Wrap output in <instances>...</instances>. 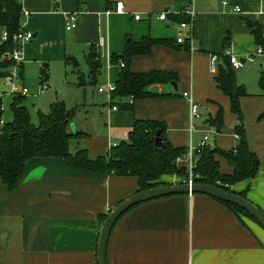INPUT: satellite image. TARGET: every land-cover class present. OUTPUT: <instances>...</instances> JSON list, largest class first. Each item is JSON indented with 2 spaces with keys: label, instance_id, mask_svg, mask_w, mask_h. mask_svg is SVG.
<instances>
[{
  "label": "crops",
  "instance_id": "obj_1",
  "mask_svg": "<svg viewBox=\"0 0 264 264\" xmlns=\"http://www.w3.org/2000/svg\"><path fill=\"white\" fill-rule=\"evenodd\" d=\"M116 1L20 0L29 11L28 16L22 14V26L34 35L22 47L23 71L27 64L44 61L68 64L67 55H83L86 61L95 45L104 81L115 84L121 67L111 58L122 53L128 37L136 42L144 37L167 41L153 46L149 54L133 56L131 70L171 72L176 80L150 85L148 90L157 96L132 100V109L131 97H124L123 107L104 100L100 112L106 115L105 127L80 130L87 134L79 140L89 156L107 155L111 146L128 138L135 120L165 124V138L175 147L196 149L205 136L211 146L235 147L238 117L230 97L218 87L212 59L230 51L244 60L256 50L257 26L264 37V0H194L197 15L188 29L180 22L188 20L182 12L190 0H122L126 12L107 15ZM236 6L241 13L232 10ZM76 11L77 27L67 31L65 14ZM163 11L169 12L167 20L158 18ZM182 36L185 41L178 43ZM100 39L103 46H98ZM236 76L239 84L247 85L237 70ZM184 92L198 104L199 115L191 117ZM247 93L240 105L244 119L250 117L255 124V135L247 125V138L261 167L254 178L231 189H248L247 198L264 210V99L249 108ZM221 109L224 125L216 131L212 121ZM217 158L222 172H233L226 158ZM161 180L178 183L181 177L165 175ZM139 189L136 176L76 171L60 157L29 159L14 191L0 180V264H98L100 216ZM107 256L108 264H264V228L207 194L170 195L126 212L112 230Z\"/></svg>",
  "mask_w": 264,
  "mask_h": 264
},
{
  "label": "trees",
  "instance_id": "obj_2",
  "mask_svg": "<svg viewBox=\"0 0 264 264\" xmlns=\"http://www.w3.org/2000/svg\"><path fill=\"white\" fill-rule=\"evenodd\" d=\"M251 24L253 26V23ZM3 30L9 33V38L6 41L1 40ZM23 30L25 28L22 26L20 0H0V58L4 52L12 51L16 47L12 36ZM254 34L257 44L264 45V37L260 27L257 26L254 29ZM160 42L166 43L167 41L144 37L141 41L136 42L128 37L122 53L112 55V62L117 63L122 59L125 63L124 67H121L115 82L116 90L112 94V103L123 107L125 106L124 97H131L133 101L140 98L155 97L157 94L148 90L150 85L176 80L175 74L171 72H133L131 70L133 56L149 54L152 47ZM219 61L221 64H218L216 81L218 87L230 97L232 111L238 117L234 126L238 143L229 150L209 144L196 148L194 150L192 179L195 183H208L235 192L231 186L254 178L260 170L261 160L250 149L240 105V98L248 94L247 89L238 83L236 70L232 68L229 58L220 53ZM86 63L89 67V80H86V76L81 74L78 83L80 86L89 83L97 84L101 74L102 60L95 45L86 54ZM14 64V61H2L0 59V79L9 72ZM18 69L22 75V63ZM2 70L4 71L2 72ZM41 71V80L44 82L48 73L45 72V69ZM259 85L264 93V65L261 69ZM24 99L25 96L23 95H14L10 104L13 119L9 122L3 121V110H0V180L5 184L8 191H14L18 187L24 176L26 162L33 157H60L64 159L67 167L92 174L136 176L140 185L138 191L169 184L161 180L165 175L180 176L181 181L178 183L188 182L190 178L188 167L177 163V158L186 154L189 148L172 145L165 138L166 126L163 123L153 120H135L127 139L111 146L107 155L92 159L87 148H80L74 153L70 151L72 139H80L87 135L80 130H71L76 108L69 109L64 101H55L47 113L38 112L39 121L36 124L32 121L27 106L23 104ZM1 106L2 98H0ZM128 107L132 109L133 102ZM262 117H264V113ZM212 124L218 131L221 130L224 125L222 109ZM158 130L161 131L162 147H156L154 144ZM218 156L226 158L229 164L234 167L232 173L221 171ZM247 191L248 189L235 193L247 198ZM213 198L227 205L238 216H247L256 221L239 206ZM106 216H100L101 222Z\"/></svg>",
  "mask_w": 264,
  "mask_h": 264
},
{
  "label": "rangeland",
  "instance_id": "obj_3",
  "mask_svg": "<svg viewBox=\"0 0 264 264\" xmlns=\"http://www.w3.org/2000/svg\"><path fill=\"white\" fill-rule=\"evenodd\" d=\"M255 51L253 53H255ZM68 56L69 55H67V57ZM76 59L79 62L77 67H74L71 61L68 62V64H65V62L58 63L52 61L50 63L49 61H44L38 64L25 65L22 84L29 89V94L25 95L23 104L27 106L34 123L37 124L39 121V111L47 113L53 102L62 100L69 109L76 108V115L72 122L76 130L87 131L97 129L101 131L105 127L106 115L101 114L100 108L101 105L103 106L105 103L104 100L107 103L108 99H106V93L101 94L98 91V88L102 84H106L104 77L102 74L99 75L98 82L95 85L90 83L84 86L78 85L79 76L81 74H84L86 76V80H89V67L86 64L83 55L79 58L76 57ZM263 62L264 59L257 56L254 62H249L237 70V73H240L242 78L241 80L246 82L247 90L249 94H251L248 100V102H250L249 108L250 106L252 107L253 103H259L262 101L261 99H264V93L259 85ZM44 64H48V67H44ZM42 69H45V72L48 73L45 81L49 85V88L44 91H41L43 85L41 80ZM238 82L241 83L242 81L238 79ZM0 92H6V94L2 97V119L4 122H9L13 119L10 104L14 95L9 93V87L4 85L3 79H0ZM244 123L246 127L248 125L249 128H251L253 135L257 133L255 124L252 126L250 117H246L244 119ZM71 130L74 131L72 126ZM215 130L217 131V129ZM225 131L227 133L228 130ZM212 135L215 139V133ZM80 148H85L84 143L79 139H72L70 142V151L74 153ZM226 168V166H223V169Z\"/></svg>",
  "mask_w": 264,
  "mask_h": 264
},
{
  "label": "built area",
  "instance_id": "obj_4",
  "mask_svg": "<svg viewBox=\"0 0 264 264\" xmlns=\"http://www.w3.org/2000/svg\"><path fill=\"white\" fill-rule=\"evenodd\" d=\"M227 1H224V4H226ZM234 12L237 13H241L242 9L239 6H236L234 9H232ZM111 12H115V13H125L126 12V8H125V4L122 0H118L115 2L114 7L110 8L106 14L109 15ZM22 14L25 16L29 15V11L22 8ZM182 15L188 16V20L187 21H182L180 22V27L182 29H188L192 27V23L194 22V19L197 15L196 9H195V5H194V0H190L188 5L186 6V9L182 12ZM169 16V12L168 11H163L158 15V18L161 20H167ZM134 18L136 20L141 19V15L140 14H135ZM64 21H65V28L67 31L73 30L77 27L78 24V12H70V13H66L65 17H64ZM9 38V33L6 30H3L1 32V40L2 41H6ZM34 38V35L32 32L27 31V30H23L21 32H18L16 34H14L12 36V40L16 43V47L12 50V51H6L1 55V60L2 61H14L15 64L9 69V72L2 78L4 80V85L9 87V93L16 95V94H20V95H27L29 94V89L22 84L23 79L22 76L19 72V65L22 63V47L25 43L31 41ZM184 36L179 37L177 39L178 43H183L185 41ZM104 41L103 39H100L98 41V46H103ZM224 56L228 57L231 63V66L233 69L238 70L240 68H242L244 65H246L249 62H254L255 58L257 56L262 57L264 59V45H258V47L256 48L255 53L253 54H249L244 61L239 58L238 56L230 53V51H226L223 53ZM219 61V57L218 56H214L212 59V65H211V71L215 74H217L218 71V64L217 62ZM118 64L120 65V67H124L125 63L122 59H120L118 61ZM49 88V85L46 83V81L43 82L41 91H44L46 89ZM116 90V85L113 83H107L103 86H100L98 88V91L100 93H106L107 94V99H108V105H111L112 101H113V97L112 94L113 92ZM6 94V92H0V98H2L4 95ZM183 96L185 98L188 99L189 101V107H190V115L191 117L197 116L199 115V107L198 104L193 100L192 95L189 92H184ZM131 102H132V98H131ZM0 110H3V107H0ZM3 123V121H2ZM209 137L205 136L204 139L202 140L201 144L199 145L198 148L204 146L207 144ZM194 148L190 147L188 149V152L186 154H184L181 157L177 158V163L180 164L182 162H186L185 166L188 167L189 171H190V178L188 180V182L192 183L193 179H192V169L194 167Z\"/></svg>",
  "mask_w": 264,
  "mask_h": 264
},
{
  "label": "water",
  "instance_id": "obj_5",
  "mask_svg": "<svg viewBox=\"0 0 264 264\" xmlns=\"http://www.w3.org/2000/svg\"><path fill=\"white\" fill-rule=\"evenodd\" d=\"M68 60L73 63L74 67H77L79 65L78 60L74 56H68ZM3 71L4 70H2V72ZM71 126L74 131H76L75 126L73 124ZM154 144L156 147L163 146V140L161 137L160 130L156 132ZM194 193L207 194L211 197H215L233 203L239 206L240 208L244 209L250 216L255 218L256 221L264 228V210L255 203H253L251 200L240 194L225 190L221 187L208 183H169L138 191L135 194L131 195L129 198L121 201L107 214L106 218L102 223L99 233L97 245L98 264H108V244L112 230L116 225L117 221L132 207L159 197L177 194L191 195Z\"/></svg>",
  "mask_w": 264,
  "mask_h": 264
}]
</instances>
